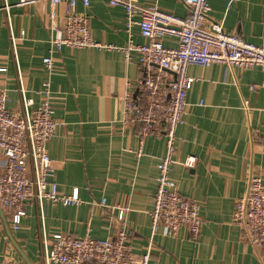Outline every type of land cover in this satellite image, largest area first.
I'll use <instances>...</instances> for the list:
<instances>
[{"label":"crops","instance_id":"crops-1","mask_svg":"<svg viewBox=\"0 0 264 264\" xmlns=\"http://www.w3.org/2000/svg\"><path fill=\"white\" fill-rule=\"evenodd\" d=\"M135 1L182 18L188 14L183 0ZM208 2V25L222 22L224 32L255 45L263 43L264 0ZM62 9L59 6V13ZM49 11L47 0H0V68H5L0 72V89L7 95V108L20 114L9 27L18 39L21 83L34 107L42 100L43 84L50 82L53 118L59 122L46 145L51 179L61 195L76 189L80 203H52L43 220L29 204L18 230L11 229L0 208V260L54 264L44 258L42 235L47 241L59 233L106 239L118 206L128 208L125 222L132 252L143 254L151 237L150 212L165 140L147 137L143 155L138 157L139 125L133 121L124 127L122 123L124 95L133 92L141 76L138 54L130 51L126 58L117 49L64 47L53 52L55 70L48 75L42 58L50 49ZM77 11H83L81 5ZM87 12L95 41L118 48L127 45L121 8L109 7L106 0H90ZM129 33L135 44L143 43L137 26ZM163 45L175 47L176 40L165 38ZM187 75L194 81L176 132L170 176L180 194L200 204L201 232L196 240L185 228L175 236H152L148 264H264V246L253 247L231 221L235 202L246 191L249 172H260L264 188V70L213 63L190 65ZM189 156L195 157L192 167L183 164ZM2 166L0 154V172ZM102 199L106 200L104 209L99 205Z\"/></svg>","mask_w":264,"mask_h":264},{"label":"built area","instance_id":"built-area-1","mask_svg":"<svg viewBox=\"0 0 264 264\" xmlns=\"http://www.w3.org/2000/svg\"><path fill=\"white\" fill-rule=\"evenodd\" d=\"M47 1L50 4L47 27L52 34L49 54L42 58V64L48 75L55 70L53 52L59 53L64 47L117 49L124 52L126 58L130 51L137 53L141 76L133 92L127 91L124 95L122 123L124 127L133 121L139 125L138 157L143 155L145 139L149 136L164 138L165 154L157 164L156 191L150 212L151 237L145 253L132 252L125 222L128 208L118 206L116 215H111L106 239L59 233L47 241L42 235L44 258L54 264H148L152 236L157 233L175 236L185 228L190 238L196 240L201 232L200 204L180 194L170 176L175 163L176 132L183 122L187 92L194 81L187 75L188 66L206 67L215 63L264 70V41L255 45L237 34L226 33L222 22L208 25L211 9L208 0H183L188 10L183 18L155 5H139L135 0H106L109 7L121 8L125 14L129 40L124 48H118L91 37L87 12L90 0ZM79 5L83 8L81 12L77 11ZM59 6L63 7L62 13L58 11ZM133 26L138 27L143 43L132 41L129 32ZM8 30L21 113L7 108V95L0 89V154L3 157L0 208L7 215L11 229L18 230L29 204L36 207L43 220L50 204L78 205L80 200L76 189L70 195L59 194L57 184L51 179L53 171L46 145L55 136L59 122L53 118L50 82L43 84L39 91L42 100L34 107L20 79L18 39L9 27ZM23 33L20 32V39ZM165 38H174L176 46H164ZM4 71L5 68H0V72ZM247 105L245 102L246 109ZM194 163L195 157L189 156L183 164L192 167ZM99 205L106 208V200L102 199ZM231 221L253 247L264 246V188L260 172H249L246 191L236 200ZM48 245L50 248L46 249ZM0 264L19 263L2 258Z\"/></svg>","mask_w":264,"mask_h":264}]
</instances>
